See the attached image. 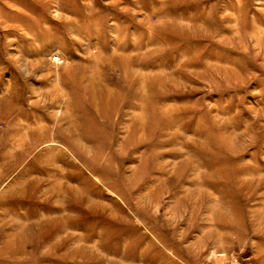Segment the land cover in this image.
<instances>
[{
    "label": "rangeland",
    "instance_id": "rangeland-1",
    "mask_svg": "<svg viewBox=\"0 0 264 264\" xmlns=\"http://www.w3.org/2000/svg\"><path fill=\"white\" fill-rule=\"evenodd\" d=\"M0 264H264V0H0Z\"/></svg>",
    "mask_w": 264,
    "mask_h": 264
}]
</instances>
